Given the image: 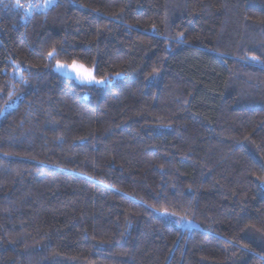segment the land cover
Here are the masks:
<instances>
[{
    "label": "trees",
    "instance_id": "16d2710c",
    "mask_svg": "<svg viewBox=\"0 0 264 264\" xmlns=\"http://www.w3.org/2000/svg\"><path fill=\"white\" fill-rule=\"evenodd\" d=\"M44 4L0 0V264H264V0Z\"/></svg>",
    "mask_w": 264,
    "mask_h": 264
},
{
    "label": "snow or ice",
    "instance_id": "6c2138e0",
    "mask_svg": "<svg viewBox=\"0 0 264 264\" xmlns=\"http://www.w3.org/2000/svg\"><path fill=\"white\" fill-rule=\"evenodd\" d=\"M50 3L51 0H48ZM17 4L19 5V0H17ZM54 53H49V58H53ZM57 69L64 71L67 70L71 74L74 75V77L80 82V83H88V84H103L104 80H98L96 79L95 75L93 74V71L88 69L83 64L77 63L76 61H73L71 64H64L57 62L56 64Z\"/></svg>",
    "mask_w": 264,
    "mask_h": 264
},
{
    "label": "rangeland",
    "instance_id": "374dc122",
    "mask_svg": "<svg viewBox=\"0 0 264 264\" xmlns=\"http://www.w3.org/2000/svg\"><path fill=\"white\" fill-rule=\"evenodd\" d=\"M51 1H52V0H51ZM44 3L47 5L49 2H48V0H44ZM45 4H44V5H45ZM56 64H57V62L54 63V65H53V70H54V71H56V72L59 73L60 75L62 74V75H65V76L71 77L72 79L74 78L77 82H79V81L74 77V75L71 74L70 72H68L67 70L61 71V70L57 69ZM64 64H65V63H64ZM87 68H88V67H87ZM88 69H90V70L93 71L92 68H88ZM93 74L95 75V73H93ZM95 77H96V76H95ZM96 79H98V78H96ZM98 80H104V82H106V81L109 80V78H106V79H98ZM79 83H80V82H79ZM83 84H84V83H83ZM92 84H95V83H92ZM181 226L186 227V228H188V229H191V228L193 227V224L185 221V222H181Z\"/></svg>",
    "mask_w": 264,
    "mask_h": 264
},
{
    "label": "built area",
    "instance_id": "2783aa9c",
    "mask_svg": "<svg viewBox=\"0 0 264 264\" xmlns=\"http://www.w3.org/2000/svg\"><path fill=\"white\" fill-rule=\"evenodd\" d=\"M27 13L29 14V11Z\"/></svg>",
    "mask_w": 264,
    "mask_h": 264
}]
</instances>
